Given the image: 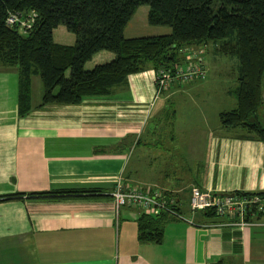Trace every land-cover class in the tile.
<instances>
[{"label": "crops", "instance_id": "1", "mask_svg": "<svg viewBox=\"0 0 264 264\" xmlns=\"http://www.w3.org/2000/svg\"><path fill=\"white\" fill-rule=\"evenodd\" d=\"M57 31L54 40L64 45ZM114 58L100 53L87 69ZM156 75H132L127 86L81 105L43 109L36 76L33 110L20 118L18 71L0 68V198L83 192L0 202V264H264V225L220 226L224 220L190 210L194 188L221 196L264 192V143L222 126L220 115L237 101L232 110L214 109L211 92L194 83L157 96ZM120 179L171 195L195 224L176 219L162 244L141 242L142 213L113 204ZM252 222L264 224V216Z\"/></svg>", "mask_w": 264, "mask_h": 264}, {"label": "trees", "instance_id": "2", "mask_svg": "<svg viewBox=\"0 0 264 264\" xmlns=\"http://www.w3.org/2000/svg\"><path fill=\"white\" fill-rule=\"evenodd\" d=\"M146 5L149 24L169 27L171 33L127 39V26ZM15 12L37 13L28 34L7 25L9 14ZM62 26L75 35L74 46L55 42L54 33ZM208 46L217 55L239 60L238 86L232 92L237 108L220 115L222 126L242 129L251 139L264 143V124L259 119L264 105V0H0V68L18 71L20 118L33 110L32 81L36 76L43 85L39 109L77 106L85 98L106 97L113 89L127 86L132 75L150 70L175 73L186 63L187 49ZM103 52L115 58L88 70L87 65ZM76 194L83 192L16 194L1 197L0 202ZM236 195L264 197V192ZM197 214L212 222L219 218L212 211ZM259 214L257 218L264 216ZM157 218L141 215V242L162 244L166 224L176 220L165 212ZM216 264L228 263L221 260Z\"/></svg>", "mask_w": 264, "mask_h": 264}, {"label": "built area", "instance_id": "3", "mask_svg": "<svg viewBox=\"0 0 264 264\" xmlns=\"http://www.w3.org/2000/svg\"><path fill=\"white\" fill-rule=\"evenodd\" d=\"M37 19L38 15L35 12H15L9 14L7 25L17 28L22 35H25L33 29ZM185 53L186 63L180 66L175 73L161 71L157 74L155 80L157 96L167 92L172 86L206 80L208 71L205 63V48L192 47ZM111 197L117 209L133 208L149 216H158L165 212L177 220L195 224L184 216L177 200L162 191L143 187H127L120 179ZM190 210L193 214L206 211L216 213L219 217L218 221H225L220 226L244 229L264 225L252 222L260 215L259 213H264V197L257 195L239 196L235 194L233 197H225L194 188L190 194Z\"/></svg>", "mask_w": 264, "mask_h": 264}, {"label": "rangeland", "instance_id": "4", "mask_svg": "<svg viewBox=\"0 0 264 264\" xmlns=\"http://www.w3.org/2000/svg\"><path fill=\"white\" fill-rule=\"evenodd\" d=\"M150 8L149 6H141L131 22L125 30V37L127 39L133 38H145L162 36L171 33L169 27H154L149 24L148 15ZM56 41L68 46H74L76 43V37L74 34L69 33L65 27L58 28L55 34ZM205 63L208 71V75L205 81H196L185 85L193 84L194 88L211 92V95L206 99L210 107L214 106V109L223 107L221 111H229L235 108L234 103L236 100L229 92L235 90L238 86V58L225 57L221 55L212 57L206 48ZM107 53V52H106ZM115 56V55H114ZM184 56L186 53L184 52ZM91 67V64H88ZM94 68V67H93ZM92 68V69H93ZM88 69V70H92ZM157 77V75H156ZM156 80V79H155ZM184 85H181V87ZM180 86H172L169 90L174 88H181ZM263 96H264V83H263ZM264 99V98H263ZM259 119L264 122V105L259 113ZM138 121V118H135ZM137 136L134 137V139ZM141 139V137H139ZM139 148L136 150L135 159L138 158L140 151Z\"/></svg>", "mask_w": 264, "mask_h": 264}, {"label": "water", "instance_id": "5", "mask_svg": "<svg viewBox=\"0 0 264 264\" xmlns=\"http://www.w3.org/2000/svg\"><path fill=\"white\" fill-rule=\"evenodd\" d=\"M222 196H225V197H233L234 195L233 194H226V195H222Z\"/></svg>", "mask_w": 264, "mask_h": 264}, {"label": "bare ground", "instance_id": "6", "mask_svg": "<svg viewBox=\"0 0 264 264\" xmlns=\"http://www.w3.org/2000/svg\"><path fill=\"white\" fill-rule=\"evenodd\" d=\"M259 219V218H258Z\"/></svg>", "mask_w": 264, "mask_h": 264}]
</instances>
